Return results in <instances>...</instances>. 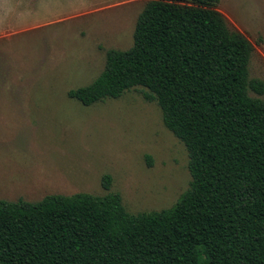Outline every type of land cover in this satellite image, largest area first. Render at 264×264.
Instances as JSON below:
<instances>
[{
  "label": "trees",
  "instance_id": "16d2710c",
  "mask_svg": "<svg viewBox=\"0 0 264 264\" xmlns=\"http://www.w3.org/2000/svg\"><path fill=\"white\" fill-rule=\"evenodd\" d=\"M218 2L149 0L133 45L108 50L101 74L69 90L89 106L147 88L188 149L189 188L139 213L118 192L0 199V264H264V99L250 95L264 81L250 78L253 45Z\"/></svg>",
  "mask_w": 264,
  "mask_h": 264
},
{
  "label": "rangeland",
  "instance_id": "374dc122",
  "mask_svg": "<svg viewBox=\"0 0 264 264\" xmlns=\"http://www.w3.org/2000/svg\"><path fill=\"white\" fill-rule=\"evenodd\" d=\"M148 1L0 0V199L118 192L139 213L169 208L189 188L188 149L147 88L89 106L69 96L101 74L108 50L133 45ZM216 8L252 43L249 75L264 81V0Z\"/></svg>",
  "mask_w": 264,
  "mask_h": 264
}]
</instances>
